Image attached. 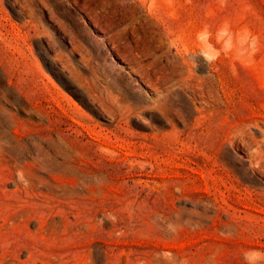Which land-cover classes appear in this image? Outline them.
Segmentation results:
<instances>
[{"label":"rangeland","instance_id":"374dc122","mask_svg":"<svg viewBox=\"0 0 264 264\" xmlns=\"http://www.w3.org/2000/svg\"><path fill=\"white\" fill-rule=\"evenodd\" d=\"M253 250L264 0H0V264Z\"/></svg>","mask_w":264,"mask_h":264},{"label":"clouds","instance_id":"9594fccd","mask_svg":"<svg viewBox=\"0 0 264 264\" xmlns=\"http://www.w3.org/2000/svg\"><path fill=\"white\" fill-rule=\"evenodd\" d=\"M17 175L20 181L27 187L28 181L24 178L23 172H19ZM244 258L246 261L249 262V264H254L255 261H258L261 258H264V253L253 250L250 252H246Z\"/></svg>","mask_w":264,"mask_h":264}]
</instances>
